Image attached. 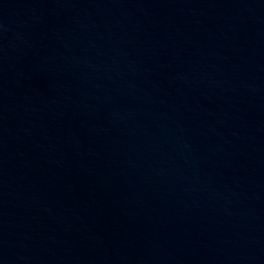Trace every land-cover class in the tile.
<instances>
[{"label": "water", "instance_id": "95a60500", "mask_svg": "<svg viewBox=\"0 0 264 264\" xmlns=\"http://www.w3.org/2000/svg\"><path fill=\"white\" fill-rule=\"evenodd\" d=\"M0 264H264V0H0Z\"/></svg>", "mask_w": 264, "mask_h": 264}]
</instances>
